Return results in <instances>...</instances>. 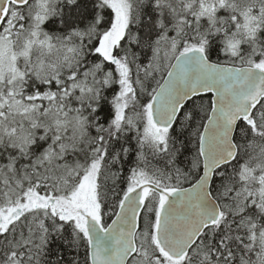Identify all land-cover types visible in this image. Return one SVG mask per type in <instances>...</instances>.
I'll return each mask as SVG.
<instances>
[{
	"label": "snow or ice",
	"instance_id": "6c2138e0",
	"mask_svg": "<svg viewBox=\"0 0 264 264\" xmlns=\"http://www.w3.org/2000/svg\"><path fill=\"white\" fill-rule=\"evenodd\" d=\"M0 264H264V0H0Z\"/></svg>",
	"mask_w": 264,
	"mask_h": 264
}]
</instances>
